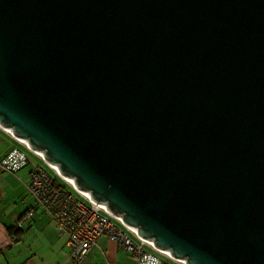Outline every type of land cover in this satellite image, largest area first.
<instances>
[{"label":"water","instance_id":"water-1","mask_svg":"<svg viewBox=\"0 0 264 264\" xmlns=\"http://www.w3.org/2000/svg\"><path fill=\"white\" fill-rule=\"evenodd\" d=\"M0 128L173 261L264 264V0H0Z\"/></svg>","mask_w":264,"mask_h":264},{"label":"built area","instance_id":"built-area-1","mask_svg":"<svg viewBox=\"0 0 264 264\" xmlns=\"http://www.w3.org/2000/svg\"><path fill=\"white\" fill-rule=\"evenodd\" d=\"M12 139L26 152L19 147L13 148L0 158V170L14 174L27 165L29 155H32L53 173L51 175L40 165L33 164L25 189L35 206L50 218L59 234L65 236L69 248L68 258L72 263L80 262L101 238L114 242L135 264L177 263L158 252L152 243L141 239L135 230L124 225L119 217L110 214L104 206L94 203L87 194L76 190L60 176L55 167L46 164L41 156L22 144V141ZM53 175L67 184L79 198L70 191L62 193L61 187L54 185ZM33 212L31 210L27 213L26 218L29 219ZM165 259L171 262L167 263Z\"/></svg>","mask_w":264,"mask_h":264},{"label":"crops","instance_id":"crops-1","mask_svg":"<svg viewBox=\"0 0 264 264\" xmlns=\"http://www.w3.org/2000/svg\"><path fill=\"white\" fill-rule=\"evenodd\" d=\"M10 147L8 146L4 153ZM18 172L6 173L15 176ZM22 184L24 186L25 183ZM19 188L23 191L21 186ZM12 190V193H18L15 187ZM22 197L20 195L19 199ZM21 204L22 211L13 214L10 208L12 205L8 204V201L4 206L0 203V264H135L124 250L105 238L99 239L80 262H70L65 236L59 234L55 224L47 216L36 211L32 218L25 216L18 222L19 218L33 207L31 201L22 200ZM13 209L15 210L16 206ZM7 226H14L15 230L20 231L19 239L16 236L10 238ZM29 238L33 241L29 242Z\"/></svg>","mask_w":264,"mask_h":264},{"label":"rangeland","instance_id":"rangeland-1","mask_svg":"<svg viewBox=\"0 0 264 264\" xmlns=\"http://www.w3.org/2000/svg\"><path fill=\"white\" fill-rule=\"evenodd\" d=\"M8 136L9 135L6 132H4V131H2L0 129V155H2V156H3V153H4L5 149L8 146L17 147V145H15L14 143H12V141H10ZM31 159L33 161L32 164H34V163L41 164V162L39 160H37L36 158H34L32 156H31ZM30 168H31L30 166L29 167L27 166V167L23 168L15 176L10 175V174H8L6 172H1L0 171V203H1L2 206H4L7 203V201H8V204L12 205V206H10V208L12 209V213L13 214L16 213V212L19 213L20 211H22V210H20V208L22 206V204H21L22 200H24V201L27 200V202L31 201L32 204L34 205L31 196L29 194H27L25 192L26 189H24L25 184L28 181V171H29ZM25 174H27L26 177H25ZM20 178H22V179H20ZM22 183H25L24 186H23ZM19 186L22 187L23 191L20 190ZM13 187H15L18 190L17 194L12 193ZM20 195L23 196L22 199H19ZM13 203H14V206H16L15 210L13 209L14 208ZM45 216H47V215H45ZM30 241H33V239L29 238V242ZM155 255H156V253H155ZM165 256H163V257H165ZM165 258H167V257H165ZM68 260H69V258H68ZM69 261L71 262V260H69ZM175 264H178V263H175Z\"/></svg>","mask_w":264,"mask_h":264},{"label":"trees","instance_id":"trees-1","mask_svg":"<svg viewBox=\"0 0 264 264\" xmlns=\"http://www.w3.org/2000/svg\"><path fill=\"white\" fill-rule=\"evenodd\" d=\"M9 137V139H10V141H12V143H14L15 145H17V147H19L20 148V150H22V151H25L24 150V148H21L20 147V145L19 144H17L10 136H8ZM13 148H15L14 146H11L4 154H3V156L2 157H4L9 151H11ZM26 152V151H25ZM32 156V155H31ZM31 156L29 155V158H28V163H27V165L26 166H24L23 168H25V167H31L30 169H29V171H28V174H29V172L32 170V163H33V161H32V159H31ZM2 157H0V158H2ZM33 157V156H32ZM35 158V157H34ZM37 159V158H36ZM37 160H39V159H37ZM40 161V160H39ZM41 162V161H40ZM34 164H38V165H40L41 167H43L46 171H48L51 175L53 174L42 162H41V164H39V163H34ZM22 168V169H23ZM22 169H20L19 171H21ZM53 177H54V185H56V186H58V187H61V192L62 193H64V192H68V191H70L72 194H74L76 197H78L79 198V196L75 193V192H73L71 189H70V187L67 185V184H65L64 182H62L59 178H57L55 175H53ZM28 194V193H27ZM33 203H34V201H33ZM31 210H34V212H33V215L30 217V218H32L33 216H34V214L36 213V211H38V212H40L41 214H44L40 209H38L36 206H35V203H34V205H33V207L30 209V210H27L26 211V213L25 214H23L20 218H19V220H18V222H20V221H22V219L27 215V213H29ZM44 215H46V214H44ZM29 218V219H30ZM16 229V227H14V226H7V231H8V233H9V236H10V238H14V236H16V238L17 239H19V234H20V231L19 230H15ZM15 230V231H14ZM66 240V239H65ZM18 241V240H17ZM129 257V256H128ZM166 260V262L168 263V262H171V261H168L167 259H165ZM171 264V263H170Z\"/></svg>","mask_w":264,"mask_h":264},{"label":"bare ground","instance_id":"bare-ground-1","mask_svg":"<svg viewBox=\"0 0 264 264\" xmlns=\"http://www.w3.org/2000/svg\"><path fill=\"white\" fill-rule=\"evenodd\" d=\"M0 129H1V128H0ZM2 130H3L4 132H6L7 134L11 135V132H10V131L5 130V129H2ZM21 143L27 146L26 142L22 141ZM38 155L42 157L41 154H38ZM68 182H69L70 184H72L71 181H68ZM165 254H167L168 256H170L169 253H166V252H165ZM177 262L180 263V264H185L184 262H181V261H177Z\"/></svg>","mask_w":264,"mask_h":264}]
</instances>
